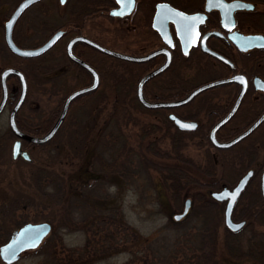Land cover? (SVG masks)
<instances>
[{"label":"rangeland","instance_id":"rangeland-1","mask_svg":"<svg viewBox=\"0 0 264 264\" xmlns=\"http://www.w3.org/2000/svg\"><path fill=\"white\" fill-rule=\"evenodd\" d=\"M89 1L66 0L60 3L59 0H43L27 9L17 20L13 30L14 41L20 46L32 47L45 41L58 27L66 29L77 22L83 24L84 34L97 36L102 33V28H108L109 34L99 39L111 48H136L131 43L119 41L126 34L118 29V23L113 21L115 18L108 21L106 16L95 11L86 19L83 12L89 10L92 2ZM258 7L262 8L261 3ZM6 10L5 5L0 7V71L15 61L29 70L30 76L26 79L28 100L21 108L24 99L21 109H18L15 122L18 116L23 124L39 132V127L48 117L49 128L53 125L65 97L71 91L90 84V76L78 73L74 66H69L65 46L73 32L66 33L40 56L21 59L14 55L4 39V22L10 8ZM37 15L41 19L38 18V21L35 18L34 21ZM91 25L98 32L89 30ZM80 51L85 57L92 58L86 48ZM96 55L94 61H98ZM99 57L101 60L102 55ZM103 59L110 65L97 66L102 74L98 86L71 101L61 126L51 140L41 148L34 143L22 144V148L29 152L31 161L11 157V146L16 137L9 128L8 118L14 103L7 104L0 112V200L22 202L11 219L12 224L14 220L18 221L14 231L26 222L47 221L51 224L49 234L40 245L24 251L12 264H35L54 247L69 248L75 255L86 258L93 255L96 258L92 260L94 264H122L132 258H140L148 240L156 235H182L196 213L201 220L203 216V219L208 218L213 223L209 244L212 247L215 238L219 258L229 257L233 264H254L244 262L241 254L250 242L256 243L254 245L264 244V205L257 201H263L260 174L264 164V121L233 145L232 160L224 165L221 164L222 150L212 147L207 156L204 146L188 147L187 143L179 144L174 136L167 135L179 131L165 116L133 110L120 119L119 127L114 119L116 114L104 109L100 111V108L103 106L102 99L111 96L117 87L121 88L123 99L116 71H122L124 66H121L119 59L104 55ZM213 73L186 69L185 85L193 86L210 78ZM219 94L213 93V90L202 92L197 97L195 108L185 112V116L199 125L208 122L211 119L209 110H220L217 101L223 95L214 98ZM206 98L210 103H205ZM96 101H99V112L92 110ZM56 109L52 117V110ZM93 116L101 118V127L86 125ZM129 116L133 117L126 119ZM254 120L238 117L242 129L236 134ZM143 123L148 126L143 127ZM49 128L32 135L41 136ZM93 132L99 134L94 136ZM181 135L184 136L183 133ZM167 143L172 149L173 146L182 149L188 147L190 150L182 152L197 163L189 167L183 161L184 157L158 158V154L170 150ZM157 146L165 150L156 153ZM142 157L145 163L141 161ZM61 158L64 160L58 164ZM128 158H134L140 166L134 164L132 169L126 168L125 159ZM212 162L217 163L213 166ZM250 168L255 170V175L238 198L233 211L234 220H245L246 224L235 232L224 222V202L216 201L210 193L218 190L221 184H234ZM67 174L69 177L64 178ZM185 198L191 199L189 212L175 220L172 216L182 211ZM8 211L6 207H0V231L4 238L1 244L12 234L8 228L5 229L8 221L3 219ZM200 219L198 222H201Z\"/></svg>","mask_w":264,"mask_h":264},{"label":"flooded vegetation","instance_id":"flooded-vegetation-1","mask_svg":"<svg viewBox=\"0 0 264 264\" xmlns=\"http://www.w3.org/2000/svg\"><path fill=\"white\" fill-rule=\"evenodd\" d=\"M22 1L23 0H16V2L15 0H0L1 8L4 5L7 7V10L10 8V13L6 15L7 19ZM42 1L43 0H38L30 4L21 15L27 9L40 4ZM206 1L207 0H134L132 10L129 13L120 16L110 14L112 9L119 6L116 0H90L89 3L91 2V4L89 10L83 12L84 17L88 19L90 17L89 15L93 14L95 11H99V14L106 16L108 21L115 18L113 21L116 20L118 23V29H122L126 34L125 36L122 35V37L119 38V41L121 43L128 42L136 46V48L131 49H126L125 47L114 49L107 46L103 40H100L99 38L102 39L105 35L109 34L108 28H102V33L97 36L92 33L84 34L74 31L75 28H78L77 22L69 28L62 29V27H58L57 29L63 30L62 36L68 32H73L74 35H71L68 40L76 35H84L98 44L119 53L140 58L150 56L143 60L131 61L103 53L90 45H86L85 47L80 46V43L85 44L82 42H76L72 46V52L76 56L94 67L98 73L99 82L101 80V73L96 66L110 65L105 59H103V55L119 59L121 61V66H124L122 71L120 70L119 80L123 92V101L135 103L144 108L146 112H151L162 117L165 116L172 124L173 128L181 133L195 130L199 127V123L194 129H180L175 125L173 119H171L169 115L174 114L181 119L189 120L185 116V112L188 113L192 108H195L194 106L196 103L193 104L192 102H194L202 92L211 90H213V93H220L223 95V97L217 102H219V109L225 110L226 114L235 104L239 93L244 87L237 108L232 117L226 123L233 118L235 119L234 123L238 124V117L256 119L264 112V88L257 86L259 83H264V0H223L225 4H220L219 6L214 5L209 8L206 7ZM233 1H238L240 4H227ZM64 2L60 1V3ZM161 2L169 4L178 11L187 14L198 13L199 15L187 23L180 16L172 14L165 8H163L164 11L157 14V4ZM259 3H261L262 8L258 7ZM245 5H249L250 7H245ZM35 18L38 20L40 15L34 16V21H36ZM14 26L12 29V37ZM94 28L95 27L91 25L89 30L92 29L93 31L98 32ZM160 30L163 31V34ZM164 30H166V32ZM249 36L252 37L250 40L252 42L251 45H248L247 37ZM76 45H79L80 47H76ZM81 48H86L92 58L85 57L80 51ZM96 53L102 55L101 60ZM65 55L69 60V66H81L70 59L66 54V51ZM95 55L96 58L98 57L96 59L98 61H94ZM19 58L25 59V57L20 56ZM160 66L166 67L145 80L141 85L142 96L144 100L149 103L177 101L184 98L195 87L204 83L232 76L239 75L240 77L230 82L209 87L197 94L188 103L173 107L149 108L144 106L139 99L137 94L138 83L144 75ZM186 69L187 71H213L214 73L210 78L197 84L195 83L193 86L186 87ZM88 75L90 76L89 81L91 82L92 75L90 73H88ZM10 76L11 75L7 77V81ZM194 77L195 75L193 78ZM15 78L19 82L18 77L15 76ZM220 94L217 96L215 95L214 98H218ZM205 103H210V100L206 98ZM7 104L8 99L6 101V105ZM217 121L211 124L208 130V135L211 127ZM224 125L219 127L216 133ZM23 142L24 141H22L21 145ZM252 170L253 177L255 175V170ZM251 178L249 180H251ZM235 183L232 185L221 184L218 190L223 187L231 188ZM248 183L249 181L245 188ZM219 202H224V204H226L227 200ZM234 207L231 213L233 220ZM245 224L246 223H244L243 226Z\"/></svg>","mask_w":264,"mask_h":264},{"label":"water","instance_id":"water-1","mask_svg":"<svg viewBox=\"0 0 264 264\" xmlns=\"http://www.w3.org/2000/svg\"><path fill=\"white\" fill-rule=\"evenodd\" d=\"M38 0H23L11 13L9 18L5 21L4 23V39L6 42L7 47L9 50L17 55V56H22V57H35L38 55H41L45 53L47 50H49L57 41L60 39L63 35V30L62 29H57L54 31L44 42H42L39 45L33 46V47H20L18 46L12 38V29L21 15V13L32 3L36 2ZM62 2V0H60ZM65 0H63L64 2ZM119 4V6L115 9H112L110 11L111 15H124L126 13H129L134 5V0H116ZM225 4L223 0H207L206 1V7L209 8L211 6H219V5ZM229 5H236L240 4L238 1H233L231 3H227ZM165 8L172 14H175L177 16H180L183 20H185L187 23H189L192 19H194L196 16H198V13H191L187 14L181 11H178L171 7L167 3H158L157 4V14L159 12L164 11ZM163 34V31L160 30ZM166 32V30H164ZM252 39L251 36L247 37L248 40V45H251L252 42L250 41ZM76 42H82L87 45H90L99 51L109 54L114 57L118 58H123L131 61H139L146 59L147 57H136V56H131L123 53H119L117 51L111 50L109 48H106L97 42L91 40L90 38L84 36V35H76L73 36L68 40L66 43V54L69 56L70 59L73 61L77 62L79 65H81L84 69H86L91 75H92V81L90 84L82 86L80 88H77L73 91H71L64 99L62 108L60 110V113L58 117L56 118L55 122L53 125L49 128V130L44 133L41 136H34L32 134L26 133L22 130H20L15 122V115L20 108L21 104L23 103L25 96L27 94V83L24 74L17 68L15 67H5L2 69L0 73V81H1V86H2V98L0 100V112L3 110L5 104H6V99H7V85H6V78L9 75H15L18 77L20 81V93L13 104L10 113H9V118H8V124L11 132L15 135L16 139L12 143L11 146V157L12 159H17V158H22L25 161H31V156L29 152L26 149H23L21 147V141L24 140L26 142L34 143V144H45L51 140V138L55 135L56 131L58 128L61 126L69 104L73 99H75L77 96L82 95L84 93L93 91L99 83V76L97 71L94 69V67L90 66L88 63H86L84 60L76 56L72 52V46ZM166 66H160L159 68L147 73L144 75L137 87V94L139 96V99L141 103L144 106H147L149 108H154V107H173L177 105H182L185 103H188L191 101L197 94H199L201 91L209 88L216 86L221 83L225 82H230L235 79H238V76H232L228 78H222V79H217L213 80L207 83H204L200 86L195 87L193 90H191L184 98L177 100V101H172V102H155V103H149L144 100L141 92V85L143 82L153 75L157 74L161 70H163ZM261 82V81H260ZM257 86L264 88V83L262 84H257ZM244 87L242 91L239 93V96L235 102V104L231 107V109L221 118L219 119L210 129L209 131V140L210 142L214 145V147L219 148V149H225L233 146L234 144L238 143L241 141L243 138L248 136L263 120H264V112L256 118L248 127H246L244 130H242L240 133L236 134L232 138L224 141H219L215 133L219 127L224 125L233 115L234 111L237 108L238 102L241 98V95L243 93ZM169 117L173 119L175 125L180 128V129H194L197 126V122L193 120H185L181 119L174 114H170ZM194 124V128H186L182 127L181 125H192ZM253 175V170L250 169L248 170L244 175H242L239 180L236 182V184L231 187H223L222 189L212 191L210 195L217 201H222V200H227L225 204V209H224V222L226 226L232 230V231H237L240 229L243 224L245 223L244 220L241 221H233L231 217L232 209L234 204L236 203L237 199L239 198L242 190L245 188L247 182ZM239 190V195L236 196V199L233 201L232 200V195L235 194ZM260 193L261 197L264 200V164L261 170L260 174ZM191 204V199L190 198H185L184 203H183V208L182 211L179 213L173 214V218L175 220H178L182 218L190 208ZM51 230V224L47 221H39V222H26L22 224L19 228H17L9 237V239L4 242L3 244L0 245V259L5 263V264H12L14 263L20 255L27 250H33L36 249L40 243L43 241V239L49 234ZM35 244L34 247L31 245Z\"/></svg>","mask_w":264,"mask_h":264},{"label":"trees","instance_id":"trees-1","mask_svg":"<svg viewBox=\"0 0 264 264\" xmlns=\"http://www.w3.org/2000/svg\"><path fill=\"white\" fill-rule=\"evenodd\" d=\"M82 23H78V28H75L74 31H78V33H83L82 29ZM87 44H81L80 46H86ZM80 47L79 45H76V47ZM13 67L18 68L23 72L25 75V78L28 79L29 70L26 69V66H22L19 62L15 61L13 64ZM29 67V66H28ZM35 67V66H30ZM97 67V66H96ZM114 67V66H113ZM75 70H78L79 72L84 73L85 75H88V72L81 66H74ZM100 71V70H99ZM77 72V71H76ZM101 73V72H100ZM117 78H120V70L116 71ZM102 75V74H101ZM118 78V80H120ZM119 82V81H118ZM115 87V86H114ZM19 82L15 78L14 75H11L8 78L7 81V89H8V104L14 103L15 99L17 98L19 94ZM120 88V87H119ZM119 88H115L111 96L106 97L105 100L102 99L103 106L100 108V111L107 110L109 113H114L115 115V121L117 123L120 121V119H123L124 116L131 111H146L144 108L138 106L135 103L132 102H124L121 97V88L119 91ZM116 91V92H115ZM229 95V92H228ZM29 93H27V96L25 98V102L21 106V108L27 103ZM2 97V86L0 83V100ZM99 101H96L93 111L96 110L99 112ZM193 104L197 103V99L192 102ZM20 108V109H21ZM56 111L52 110V117L56 114ZM209 113L211 115V121L209 120L206 123H201L199 127L195 130L184 132V138L182 137L181 132H170L167 135L174 136L179 144L185 145L188 144V147L191 145H200L201 147H205L206 155L209 156V151L212 150L213 146L210 143L208 130L211 126V124L215 121H217L220 117H222L225 114V110H218V109H212L209 110ZM111 115V114H110ZM94 118L92 120L86 122V125H93V127H101V118L99 116H93ZM133 116L126 117V119H130ZM235 119H231L228 123H226L217 133L216 137L220 140H223L225 138H229L230 136L236 134L238 131L242 129L240 124L234 123ZM16 124L17 127L29 134H39L41 132H45L49 126V117L45 120L44 124L39 127L41 131H37L36 129L32 128L31 126H27L26 124H23L18 116L16 117ZM142 124V123H138ZM121 124L118 123V126L120 127ZM148 124L143 123V127H147ZM99 132H93V135H98ZM162 136H166L162 134ZM88 142H86L87 146ZM27 144V142H24ZM90 144V143H89ZM169 149H166L168 152H164L163 154H158V158H163L165 156L167 157H178V159H181L184 157L183 161H186L189 164V167L193 166V163H197L195 160H193L192 157L186 156L184 154V150H190L188 147L182 149L180 147L173 146V149L171 148L170 144L167 143ZM38 146V144H37ZM45 146V144L40 145ZM144 147V146H143ZM140 148H142V144L140 145ZM234 148V147H233ZM149 150V148L147 149ZM165 149L162 150L160 146L156 147V153L163 152ZM232 148L230 149H224L221 151V164H226L228 161L232 160L231 153L233 152ZM170 153V155H168ZM120 156L122 154L120 153ZM128 157V156H126ZM64 158H61L58 164L63 161ZM126 162V168L129 167L132 169V166L134 164L136 166H140V164H137L134 158H128L125 159ZM141 161L145 163V158L142 157ZM139 161V163H142ZM220 161V159L218 160ZM217 161V162H218ZM215 162V161H214ZM212 162V165H216V163ZM148 165V164H147ZM146 165V166H147ZM142 168V165H141ZM69 175L67 174L64 176V178H68ZM232 183V182H230ZM211 186V185H210ZM260 205H264V202L262 200H257ZM19 203H22L18 200H10L9 202H6L5 199L0 200V207H6L9 211L3 216V219L8 221V226L5 228L11 232L14 231L16 224L18 221L14 220V224H12V216H14V211L19 207ZM27 205H30V203H27ZM197 214V213H196ZM193 214L192 216V223L183 230V233H176L171 236H167L166 234L156 235L150 240H148V244L145 247V251L142 253L141 257L135 259L132 258L122 264H233L230 262L229 257H218V246L216 243V240L214 238V244L212 247L210 246L209 242L211 241L212 237V229L214 228L213 223L208 219L202 220L199 218L200 216ZM199 219L201 222H198ZM10 223V225H9ZM264 225V224H263ZM264 231V230H263ZM2 233L0 231V244L2 243V240L4 239L2 236ZM264 237V233L262 235ZM230 240L238 242L236 239L231 238ZM264 241V239L262 240ZM254 243V242H253ZM249 243L248 248L241 254L243 255L244 262H251L254 264H264V244L263 245H254L256 243ZM258 249V250H257ZM96 258L95 256L91 255L89 258L83 257L82 255H75L74 252L69 248H60V247H54L50 252L44 254L41 256L40 260L35 264H94V261ZM0 264H5L0 259Z\"/></svg>","mask_w":264,"mask_h":264},{"label":"snow or ice","instance_id":"snow-or-ice-1","mask_svg":"<svg viewBox=\"0 0 264 264\" xmlns=\"http://www.w3.org/2000/svg\"><path fill=\"white\" fill-rule=\"evenodd\" d=\"M62 2H63V0H62ZM245 7H250L249 5H245ZM182 127H186V128H194L195 127V125L194 124H192V125H181ZM239 195V190H237V192L235 193V194H233L232 195V200L234 201L235 199H236V196H238ZM32 247H34L35 246V244H33V245H31Z\"/></svg>","mask_w":264,"mask_h":264}]
</instances>
